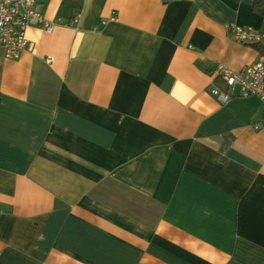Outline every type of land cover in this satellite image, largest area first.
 I'll use <instances>...</instances> for the list:
<instances>
[{
  "label": "crops",
  "instance_id": "0c3cea01",
  "mask_svg": "<svg viewBox=\"0 0 264 264\" xmlns=\"http://www.w3.org/2000/svg\"><path fill=\"white\" fill-rule=\"evenodd\" d=\"M255 1L37 0L53 30L0 43V264H264V100L210 92L264 61L228 31Z\"/></svg>",
  "mask_w": 264,
  "mask_h": 264
},
{
  "label": "built area",
  "instance_id": "2783aa9c",
  "mask_svg": "<svg viewBox=\"0 0 264 264\" xmlns=\"http://www.w3.org/2000/svg\"><path fill=\"white\" fill-rule=\"evenodd\" d=\"M36 4L37 0H0V43L4 48L5 57L19 58L28 48L27 30L30 26H40L48 32L53 30V23L37 9ZM79 17L80 13H75L73 21L78 22ZM228 31L236 40L244 43H258L264 38V34L257 29L234 23L228 25ZM218 71L227 89L214 85L210 92L221 103H228L232 99L237 86L240 96H255L264 100L263 60L238 71L220 65Z\"/></svg>",
  "mask_w": 264,
  "mask_h": 264
},
{
  "label": "trees",
  "instance_id": "16d2710c",
  "mask_svg": "<svg viewBox=\"0 0 264 264\" xmlns=\"http://www.w3.org/2000/svg\"><path fill=\"white\" fill-rule=\"evenodd\" d=\"M254 9L264 15V0H256L254 3Z\"/></svg>",
  "mask_w": 264,
  "mask_h": 264
}]
</instances>
